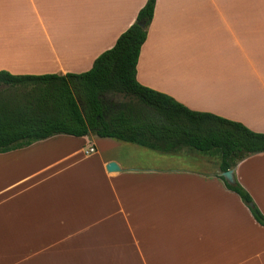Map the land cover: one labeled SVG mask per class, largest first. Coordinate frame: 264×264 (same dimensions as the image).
<instances>
[{
  "label": "crops",
  "instance_id": "crops-1",
  "mask_svg": "<svg viewBox=\"0 0 264 264\" xmlns=\"http://www.w3.org/2000/svg\"><path fill=\"white\" fill-rule=\"evenodd\" d=\"M146 2L0 0V70L89 71ZM137 79L264 132V0H157ZM233 169L264 213V152ZM220 175L216 154L93 133L0 152V264H264V226Z\"/></svg>",
  "mask_w": 264,
  "mask_h": 264
},
{
  "label": "trees",
  "instance_id": "trees-1",
  "mask_svg": "<svg viewBox=\"0 0 264 264\" xmlns=\"http://www.w3.org/2000/svg\"><path fill=\"white\" fill-rule=\"evenodd\" d=\"M157 0H147L136 21L83 73L16 75L0 70V152L56 134L93 133L160 151L191 148L220 157L221 172L264 152V132L187 108L137 79V65ZM122 96L116 99L115 96ZM220 177L264 226V213L235 178Z\"/></svg>",
  "mask_w": 264,
  "mask_h": 264
},
{
  "label": "water",
  "instance_id": "water-1",
  "mask_svg": "<svg viewBox=\"0 0 264 264\" xmlns=\"http://www.w3.org/2000/svg\"><path fill=\"white\" fill-rule=\"evenodd\" d=\"M115 164L109 165V169L114 168ZM222 176L225 177V179L230 182L231 184L235 183V175H234V169H229L228 171L222 172Z\"/></svg>",
  "mask_w": 264,
  "mask_h": 264
},
{
  "label": "built area",
  "instance_id": "built-area-1",
  "mask_svg": "<svg viewBox=\"0 0 264 264\" xmlns=\"http://www.w3.org/2000/svg\"><path fill=\"white\" fill-rule=\"evenodd\" d=\"M95 151V148L91 147L90 149L86 150V153H92Z\"/></svg>",
  "mask_w": 264,
  "mask_h": 264
},
{
  "label": "rangeland",
  "instance_id": "rangeland-1",
  "mask_svg": "<svg viewBox=\"0 0 264 264\" xmlns=\"http://www.w3.org/2000/svg\"><path fill=\"white\" fill-rule=\"evenodd\" d=\"M115 98H116V99H121V98H122V96H120V95H117V96H115Z\"/></svg>",
  "mask_w": 264,
  "mask_h": 264
}]
</instances>
